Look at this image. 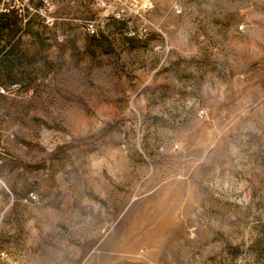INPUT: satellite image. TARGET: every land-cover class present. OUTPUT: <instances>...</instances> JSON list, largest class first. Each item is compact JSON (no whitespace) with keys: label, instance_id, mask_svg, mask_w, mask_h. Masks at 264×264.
Listing matches in <instances>:
<instances>
[{"label":"rangeland","instance_id":"obj_1","mask_svg":"<svg viewBox=\"0 0 264 264\" xmlns=\"http://www.w3.org/2000/svg\"><path fill=\"white\" fill-rule=\"evenodd\" d=\"M0 264H264V0H0Z\"/></svg>","mask_w":264,"mask_h":264},{"label":"built area","instance_id":"obj_2","mask_svg":"<svg viewBox=\"0 0 264 264\" xmlns=\"http://www.w3.org/2000/svg\"><path fill=\"white\" fill-rule=\"evenodd\" d=\"M0 93H1V90H0Z\"/></svg>","mask_w":264,"mask_h":264}]
</instances>
